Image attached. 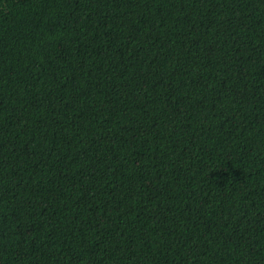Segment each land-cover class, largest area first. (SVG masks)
<instances>
[{
  "label": "trees",
  "instance_id": "trees-1",
  "mask_svg": "<svg viewBox=\"0 0 264 264\" xmlns=\"http://www.w3.org/2000/svg\"><path fill=\"white\" fill-rule=\"evenodd\" d=\"M113 6L0 0V264H264V0Z\"/></svg>",
  "mask_w": 264,
  "mask_h": 264
},
{
  "label": "rangeland",
  "instance_id": "rangeland-1",
  "mask_svg": "<svg viewBox=\"0 0 264 264\" xmlns=\"http://www.w3.org/2000/svg\"><path fill=\"white\" fill-rule=\"evenodd\" d=\"M104 4H109L110 6L118 7L121 5H125L129 8H139L144 4V0H100ZM111 10V9H110Z\"/></svg>",
  "mask_w": 264,
  "mask_h": 264
}]
</instances>
